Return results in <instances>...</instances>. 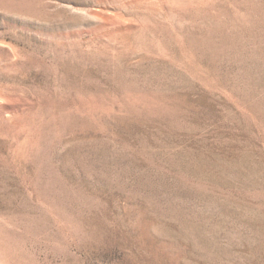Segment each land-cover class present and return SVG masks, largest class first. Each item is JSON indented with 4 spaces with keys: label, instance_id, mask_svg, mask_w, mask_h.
Returning <instances> with one entry per match:
<instances>
[{
    "label": "rangeland",
    "instance_id": "rangeland-1",
    "mask_svg": "<svg viewBox=\"0 0 264 264\" xmlns=\"http://www.w3.org/2000/svg\"><path fill=\"white\" fill-rule=\"evenodd\" d=\"M0 264H264V0H0Z\"/></svg>",
    "mask_w": 264,
    "mask_h": 264
}]
</instances>
